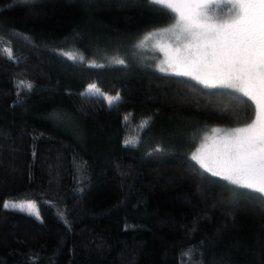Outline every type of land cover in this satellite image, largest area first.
I'll list each match as a JSON object with an SVG mask.
<instances>
[{
    "label": "trees",
    "instance_id": "trees-1",
    "mask_svg": "<svg viewBox=\"0 0 264 264\" xmlns=\"http://www.w3.org/2000/svg\"><path fill=\"white\" fill-rule=\"evenodd\" d=\"M172 20L149 0H0V264H264L256 195L190 160L252 101L137 61ZM25 200L40 220L2 207Z\"/></svg>",
    "mask_w": 264,
    "mask_h": 264
},
{
    "label": "snow or ice",
    "instance_id": "snow-or-ice-1",
    "mask_svg": "<svg viewBox=\"0 0 264 264\" xmlns=\"http://www.w3.org/2000/svg\"><path fill=\"white\" fill-rule=\"evenodd\" d=\"M177 2L190 6L187 12H180L178 17L171 15ZM149 3L169 13L170 18L176 21L171 28L160 31L175 34L178 50L181 47L194 50L178 61L193 71L177 72V75L190 76L206 88L231 89L253 102L255 116L251 123L225 133L222 171L214 170L196 154L190 160L193 167L204 175L220 177L235 188L253 192L260 209L264 210V0H149ZM213 4L239 7L230 20L214 23L201 8L202 5ZM228 10L232 11L231 8ZM65 55L75 59L70 54ZM79 59L84 62L82 56ZM113 62L124 64L120 59ZM198 65L214 69L211 79L194 74ZM89 66L104 67L95 62ZM161 71L166 70L162 68ZM28 90H31V85H28ZM86 93L100 94L95 84H90ZM104 98L109 101L110 107L119 102L118 96ZM147 123L144 121L145 125ZM129 143L125 142L126 145ZM2 207L41 219L38 208L33 211L34 202L31 201H5Z\"/></svg>",
    "mask_w": 264,
    "mask_h": 264
},
{
    "label": "rangeland",
    "instance_id": "rangeland-1",
    "mask_svg": "<svg viewBox=\"0 0 264 264\" xmlns=\"http://www.w3.org/2000/svg\"><path fill=\"white\" fill-rule=\"evenodd\" d=\"M238 7H239L238 5H229V4H223V5L213 4V5L201 6V8L205 12V16L211 22L214 23L230 20L235 14V11ZM189 8H190L189 5L177 2L174 4V11L172 12L174 16L178 17L180 12H187ZM229 8H231L232 11H229L228 10ZM174 23H176V21L173 19L169 24L163 25L162 27L151 29V31L142 34L139 40L133 44L135 50L138 52L137 61L141 62L143 58L145 61L151 62L152 55H155L156 57L154 58V62H155L154 68L163 74L168 73L175 75L177 72H182L186 70L193 71L192 68H188L182 65L178 61L184 58L185 56H187L190 52L194 50L192 49L185 50L182 47L179 48L178 50V42L176 40L175 34L172 32L165 33L160 31L163 28H171ZM151 33H156V34L150 35ZM138 45H142V46H138ZM162 68L165 69L166 71H161ZM173 69H175V71ZM213 71L214 69L211 68L205 69L204 67L198 65L194 70V74L201 76V78L211 79V75ZM184 77L191 78L190 76H184ZM99 93L104 97H116V96L119 97L118 94L107 95L101 89H99ZM262 115H264V113H262ZM245 125L246 124H244V126ZM244 126H236L233 128H243ZM212 129H219L220 131L213 132ZM212 129L207 134H205L204 137L200 140V143L196 146L197 148L193 151L192 155L196 154L199 158L203 159L210 167H213L214 170L222 171L221 160L225 148L224 137H225V133L232 128L213 127ZM25 201H16V202H25ZM35 210L36 207L34 206L33 211Z\"/></svg>",
    "mask_w": 264,
    "mask_h": 264
}]
</instances>
